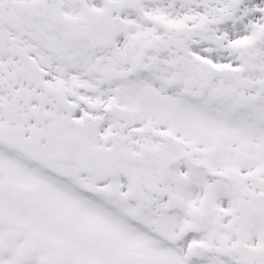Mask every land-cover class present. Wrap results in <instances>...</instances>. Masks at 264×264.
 <instances>
[{"label": "snow or ice", "instance_id": "snow-or-ice-1", "mask_svg": "<svg viewBox=\"0 0 264 264\" xmlns=\"http://www.w3.org/2000/svg\"><path fill=\"white\" fill-rule=\"evenodd\" d=\"M0 264H264V0H0Z\"/></svg>", "mask_w": 264, "mask_h": 264}]
</instances>
